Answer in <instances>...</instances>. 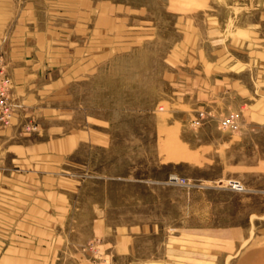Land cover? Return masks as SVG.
Wrapping results in <instances>:
<instances>
[{"label":"rangeland","instance_id":"rangeland-1","mask_svg":"<svg viewBox=\"0 0 264 264\" xmlns=\"http://www.w3.org/2000/svg\"><path fill=\"white\" fill-rule=\"evenodd\" d=\"M78 1L115 7L125 33L108 41L110 56L95 66L93 77L70 90L72 107L89 117L88 128L105 135L83 143L61 173L72 182V216L80 222L100 216L113 229L133 231L126 259L132 263L161 259L173 237L194 246L199 230L249 233L247 242L239 237L206 243L221 250L220 264L224 255L232 256L226 262L231 264L264 228V127L237 142L234 135L247 128L241 121L245 110L198 108L192 102L186 107L166 79V60L184 43L211 51L209 27L222 34L226 29L227 35L259 23L264 0ZM13 101L16 114L22 106ZM231 113L239 114L236 132L220 125ZM37 127L30 121L24 130ZM232 180L243 191L228 188ZM254 251L251 264H264L262 247ZM87 259L94 258L80 256L82 264ZM62 264L72 263L63 258Z\"/></svg>","mask_w":264,"mask_h":264},{"label":"crops","instance_id":"crops-1","mask_svg":"<svg viewBox=\"0 0 264 264\" xmlns=\"http://www.w3.org/2000/svg\"><path fill=\"white\" fill-rule=\"evenodd\" d=\"M263 19L227 35L209 27L211 51L184 43L166 60V79L186 107L245 110L248 130L234 135L237 142L264 127ZM124 21L113 6L78 0H0V54L22 106L0 129V264H82L80 256L91 255L89 264H220L221 250L206 243L250 240L249 233L199 230L194 246L173 237L161 259L132 263L133 231L113 229L100 216H72V182L61 173L83 143L105 135L88 128L70 90L110 56L108 41L122 39ZM30 121L38 126L32 133L24 130ZM257 238L231 264H251L259 246L264 255V228Z\"/></svg>","mask_w":264,"mask_h":264},{"label":"built area","instance_id":"built-area-1","mask_svg":"<svg viewBox=\"0 0 264 264\" xmlns=\"http://www.w3.org/2000/svg\"><path fill=\"white\" fill-rule=\"evenodd\" d=\"M12 88V79L7 72L2 55L0 54V127L2 128H6L11 124L15 116L16 108L18 107L12 99ZM220 125L223 129H228L231 132L238 131L239 114H229L221 121ZM170 181L176 183H180L179 181H181V183H184V180H179L178 178H171ZM227 186L236 192L243 191V187L238 181H228Z\"/></svg>","mask_w":264,"mask_h":264}]
</instances>
